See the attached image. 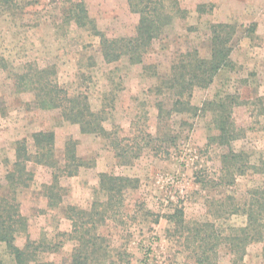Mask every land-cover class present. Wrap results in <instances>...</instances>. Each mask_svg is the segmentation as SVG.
<instances>
[{"label": "rangeland", "instance_id": "1", "mask_svg": "<svg viewBox=\"0 0 264 264\" xmlns=\"http://www.w3.org/2000/svg\"><path fill=\"white\" fill-rule=\"evenodd\" d=\"M74 1L10 0L0 5V197L14 191L26 218V232H20L16 244L23 249L30 238L40 262L71 264L77 242L69 207L90 210L95 202L105 203L100 176L111 174L135 179L138 186L124 191L98 233L116 251H127L130 264H194L185 240L189 230L168 217L182 211L187 227L213 223L218 234L228 235L231 228L247 225L243 214L232 213L235 206L242 207L251 190L264 188V0H166L179 5L172 6L173 12H183L175 14L141 65L127 58L107 63L101 53L97 32L108 38L135 35L140 17L127 0H83L89 16L85 27L72 17ZM217 23L236 27L234 66L220 71L210 87L195 89L191 103L200 111L176 112L173 92L160 89V82L182 54L196 50L210 58V28ZM28 65L55 67L69 96L86 97L112 137L131 138L125 143L130 147L138 139L141 156L122 165L109 139L82 134L59 109H40L35 95L17 86V76ZM211 102L226 103L232 111L238 137L229 144L213 140L219 135L221 110ZM159 103L164 108L160 118ZM39 132L55 134L54 157L46 160L56 165L25 162L29 176L16 171L11 185L7 176L14 172L17 144L26 142L34 156L41 152L33 139ZM146 134L156 140L147 143ZM69 140L77 141L83 163L74 176L68 175L72 165L66 168ZM230 151L242 154L236 168L223 161ZM55 175L57 197L47 189ZM218 252L219 264H232L228 247L221 245ZM0 260L14 263L5 244H0ZM244 264H264V243L248 247Z\"/></svg>", "mask_w": 264, "mask_h": 264}, {"label": "trees", "instance_id": "2", "mask_svg": "<svg viewBox=\"0 0 264 264\" xmlns=\"http://www.w3.org/2000/svg\"><path fill=\"white\" fill-rule=\"evenodd\" d=\"M131 11L139 15V22L134 36L122 38H108L106 35L97 32L100 37V48L104 60L107 63H115L122 58H127L132 65L144 64V56L153 42L159 39L169 27L175 14H180L182 10L173 12L172 6L178 8L176 2L168 5L166 0H127ZM8 3L10 0H0V5ZM74 8L71 10L72 17L78 25L85 27L86 20L89 19L88 10L83 0L74 1ZM211 31V56L203 58L198 51L194 50L179 56L177 62L172 66L169 77L160 82V89H167L174 94L173 110L176 112L200 111L191 103L195 89H206L210 87L218 75L224 69L234 66L231 59L233 52L232 40L236 34L235 25L228 23L213 24ZM17 86L21 91H29L35 95L37 105L43 110L62 111L63 118L75 125H79L82 134H95L103 136L111 141L115 151V157L122 165H130L137 160L142 153L138 139L136 145L130 147L126 142L131 138L112 137V133L107 131L103 125L104 117L100 113H95L86 97H71L57 81V71L55 67L41 68L39 66L28 65L22 74L17 76ZM230 99V98H229ZM227 100V99H226ZM232 102V101H231ZM226 103L215 105L209 103L211 107L216 106L219 135L213 138L221 145L229 144L238 135L234 133L235 126L232 120V111L225 107ZM159 118L164 113L161 103L158 104ZM216 112V111H215ZM147 143L153 142L152 135L146 134ZM35 147L41 148L34 156L29 153L26 142H20L16 147V162L14 172L7 176L12 185L16 181V171L21 175L29 173L26 171L25 162L36 160V163L51 166L56 165L52 159L55 134L53 132H39L33 136ZM144 140V138H143ZM147 145V144H146ZM48 146V147H47ZM77 141L69 140L66 143V162L74 168L68 175L74 176L82 167V161L76 154ZM242 158V154L232 151L223 156V161L227 165L232 164L235 168ZM59 168V166L57 165ZM237 168L243 172V167ZM59 177L55 175L54 185L47 187L49 195L58 185ZM138 181L131 178L118 177L111 174H101L100 187L106 193L105 203L95 202L90 210H82L75 206L69 207L68 218L72 221V237L77 242L73 253L71 264H124L123 259H127L125 264H130V254L116 251L108 238L98 233L99 225L108 219V213L112 212L122 201L124 191L137 188ZM61 201V199H59ZM117 201V203H116ZM49 206H55L49 202ZM57 206V204H56ZM233 214H243L247 218V225L240 228H231L228 235L218 234L215 231V224H197L196 227H187L182 220L183 212L169 216V220L177 219L175 225L183 230L188 229L189 234L185 238L191 248L194 264H219L218 248L221 245L228 247L233 256L232 264H244L248 247L253 243H264V188L253 189L249 192L248 200L242 207L232 211ZM27 221L21 211V204L17 201V194L11 191L10 196L0 197V244H5L6 249L13 256V264H53L50 262H40L37 259V248L31 250L30 245H34L28 238L27 245L21 249L17 244V236L20 232H26ZM44 252L47 249H43ZM32 251V252H31ZM0 264L3 262L0 260Z\"/></svg>", "mask_w": 264, "mask_h": 264}]
</instances>
